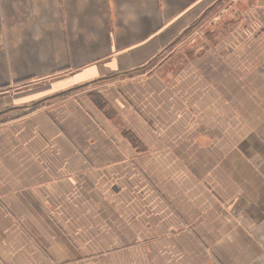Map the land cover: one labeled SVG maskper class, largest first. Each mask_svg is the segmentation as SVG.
I'll return each mask as SVG.
<instances>
[{
  "label": "crops",
  "instance_id": "0c3cea01",
  "mask_svg": "<svg viewBox=\"0 0 264 264\" xmlns=\"http://www.w3.org/2000/svg\"><path fill=\"white\" fill-rule=\"evenodd\" d=\"M222 1L0 0V264H264V0L178 42Z\"/></svg>",
  "mask_w": 264,
  "mask_h": 264
},
{
  "label": "rangeland",
  "instance_id": "374dc122",
  "mask_svg": "<svg viewBox=\"0 0 264 264\" xmlns=\"http://www.w3.org/2000/svg\"><path fill=\"white\" fill-rule=\"evenodd\" d=\"M229 3H230V0H223L222 2L214 4L212 6V8L208 9L202 15V17H200L199 21L202 20V22H200L201 24L199 23V21L195 22L193 26L189 27L181 35L180 41H178V42L183 43L184 38L187 36H192L193 38L191 40H194V39H198L199 37H203L206 34L209 36L211 34V32H215V33L218 32L219 33L220 31H223L222 24L231 19L230 13L226 11V9L228 8L227 6H229ZM241 5L243 6L242 3H240V6ZM214 18H218L219 20L214 22L215 24L214 23L210 24V22H211L210 20H212ZM211 25H213V26H211ZM189 41H190V39H188L186 41V44ZM55 94H57V93H55ZM52 95H54V94H52ZM52 95L50 97H52ZM16 113L17 112H13V113H11V115H14Z\"/></svg>",
  "mask_w": 264,
  "mask_h": 264
},
{
  "label": "trees",
  "instance_id": "16d2710c",
  "mask_svg": "<svg viewBox=\"0 0 264 264\" xmlns=\"http://www.w3.org/2000/svg\"><path fill=\"white\" fill-rule=\"evenodd\" d=\"M16 83L25 84V82H23V81L16 82ZM6 89H7V87H4L3 90H0V92H4V91H6ZM76 89H78V88H76ZM76 89H70L68 91H65V92H62V93H59V94L57 93V94L52 95V97H50V98H47V99L42 100L40 102H36L35 104L32 105L31 110H33V109H35V108H37V107H39L41 105L49 104L52 101L58 100L60 98H63L65 96L69 95L70 93H72L73 91H75Z\"/></svg>",
  "mask_w": 264,
  "mask_h": 264
}]
</instances>
